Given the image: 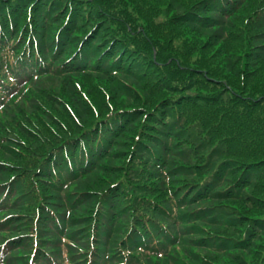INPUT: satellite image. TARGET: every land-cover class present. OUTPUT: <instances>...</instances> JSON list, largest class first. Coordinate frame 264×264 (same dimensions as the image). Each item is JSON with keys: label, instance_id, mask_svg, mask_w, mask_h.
Masks as SVG:
<instances>
[{"label": "rangeland", "instance_id": "1", "mask_svg": "<svg viewBox=\"0 0 264 264\" xmlns=\"http://www.w3.org/2000/svg\"><path fill=\"white\" fill-rule=\"evenodd\" d=\"M247 1L242 0V4L252 9L248 18L264 25V1ZM2 18L0 14V31L8 34L0 39V264H264V225L254 228L253 223L249 232L234 228L238 222L234 216L239 213L231 209V201L211 195L228 185L245 186L246 177L254 184L239 192L240 200L249 202L257 196L264 204V177L258 180L253 175L264 165H253L256 170L245 173L241 167L227 164V157L218 156L219 151L213 152L215 141L209 145L199 131L192 142L191 137H183L177 130L179 116L171 106V100L180 95L145 79L147 65L148 71L160 75L157 61L142 56L143 71L118 68L109 64L112 59L104 60L101 69L84 67L80 55L74 54L72 40L61 41L54 48L45 45L53 41L52 32L38 23L25 31L21 25L11 33L16 39L23 35L36 46L32 59L28 56L19 63L17 59L25 55L19 49L23 48V37L14 52L11 27ZM226 22L233 32H240L244 25ZM249 23L244 27L249 28ZM149 27L154 39L162 42L159 52L165 54L163 44L169 41L177 56L188 53L185 64L191 69L202 68L197 61H189L197 57L195 44L203 46L211 39L223 43L221 38L216 40L221 31L215 28L200 32L193 25L168 23L162 27L161 22ZM109 31L101 25L91 33L106 37ZM250 32L262 33L264 28ZM82 41L83 52L97 43L90 37ZM125 55L123 51L121 56ZM33 60H37L36 65ZM44 61L49 64L43 66ZM106 64L109 69H105ZM160 67L165 68L163 64ZM182 71L186 73L185 69L174 73ZM197 77L191 73L190 79ZM194 84L186 87L191 96L212 97L223 91L231 100L227 94L231 88L219 89L221 82L211 85L199 79ZM216 107L204 105L200 111H192L190 124L198 127L194 119L199 114L226 116L223 106ZM155 109L161 118L170 116L166 126L158 127L160 132L150 127L158 121L151 119ZM115 111L122 117L120 124L112 119ZM217 122L210 119L208 124ZM214 126L218 131L219 125ZM87 129L96 131L100 140L91 157L81 147L86 166L81 169V159L76 158L75 172L73 159L80 145L76 138ZM106 146H110L109 154L102 159ZM13 162L19 168L9 165ZM22 180L27 183L25 192L15 187ZM206 180L210 184L205 185ZM102 194L111 202L106 210L97 203ZM117 206L126 207L114 219ZM133 209L135 214L145 212L151 221L145 219L144 223L156 230L146 229L139 238Z\"/></svg>", "mask_w": 264, "mask_h": 264}, {"label": "trees", "instance_id": "2", "mask_svg": "<svg viewBox=\"0 0 264 264\" xmlns=\"http://www.w3.org/2000/svg\"><path fill=\"white\" fill-rule=\"evenodd\" d=\"M248 1L250 2V0ZM261 1L264 0H253L254 3L258 4ZM246 6L242 4V0H0V14L2 19L7 21L6 24L11 27L9 28L10 42L14 45V52L19 42L23 40L20 44V47L23 48L19 49L25 55L21 59L15 57L19 63L28 56L31 58L32 51L35 52L36 46L23 35L19 34L16 39L11 33L14 28H16L15 30L21 28V25L25 31L29 27L34 28L38 23H41L40 25L43 23L52 32L50 37L53 41H46L45 45H51V48H54V46H60L61 41L69 42L72 40L76 49L74 54L80 55V62L84 67L101 69V63L104 60L112 59L109 64L119 65L118 68L124 67L129 71H134L143 65L142 56L147 59L146 55H148L153 61H157L155 64L160 75L156 76L153 71H148L147 65L144 72V75L147 76L145 79L150 82L149 84L153 80L156 85H163L164 89L168 86L171 91L180 95L178 100H171V106H174L173 110L180 120V128L177 130L183 133V137H191V142L195 140L194 136L199 131L201 138L206 140L209 145H213L212 142L215 141L213 152L218 154L219 151L218 156L227 157V164L232 165V167H241L246 173V171L255 168L253 165H264V32L254 34L250 32L263 29L264 25L255 24L248 18L252 9L250 6ZM228 20L233 23H244V25L250 21L249 28L243 25L239 30L240 32L230 31L228 24L230 21L226 22ZM157 22H161L162 27L168 23L175 26L193 25L200 32L215 28L221 31L216 40L221 38L223 43H214L211 39L203 46L195 44L194 51L197 57L189 61H197V65L202 68L191 69L185 64L188 63V53L177 56L170 49L169 41L163 44L166 47L165 54L159 52L158 47H161L162 42L154 39V32L149 27L150 24ZM143 24H147V27H142ZM101 25L110 30L109 36L107 34L106 37H102L91 33ZM0 32V39L2 40L1 36L5 35L6 37L8 33L5 30ZM21 33L23 34V32ZM20 36L23 37L22 40ZM89 37L95 39L97 43L91 49L83 52L80 48L82 40L86 38L89 40ZM75 38L79 39V43ZM80 41L82 42L80 43ZM224 50L229 51V54H226ZM123 51L126 53L124 57L121 56ZM256 51H258L257 54ZM113 56H115L114 59ZM38 57L47 60L42 55ZM48 59L52 60L51 58ZM36 63L37 60H33L32 64L36 65ZM48 64L49 61L43 62V66ZM160 64H163L165 68H161ZM25 68L28 71L31 70L29 67H22L23 70ZM37 68L42 67L38 65ZM172 68L177 69L170 71ZM105 69H109L108 64H106ZM183 69H185V74H183L184 71L179 74L174 73ZM140 71L143 70L140 69ZM80 73L82 72L80 71ZM191 73L198 75V77L194 80L190 79ZM199 79L207 81L211 85L221 82L222 84H218L222 85L219 89L228 86L231 90L227 94H230L231 100L224 97L226 92L223 93V91L212 97L191 96L186 87ZM194 86L199 87L198 84H194ZM193 88L195 89V87ZM213 104L217 105L216 108L223 106V113L226 116L210 118L199 114L194 119L199 128L190 124L192 111H200L204 105ZM130 107L135 109L137 106L132 105ZM116 108L120 107L117 106ZM133 109L127 110L128 117ZM207 112L208 110L205 111V113ZM150 115L152 120L155 117L158 119L155 124L151 121L153 125H150L157 132H160L159 126H166L167 118L170 117H159L156 109ZM119 117L122 118L117 111L112 119L120 124ZM210 119L215 123L220 119L217 124L214 123V125H219L218 131L217 128H212L215 127L214 125L208 124ZM226 122L229 126H226ZM129 133L133 134L131 131ZM41 135L44 136L43 133ZM99 137L96 131L87 129L76 138L80 145L76 149V155L73 159L72 168L75 172L78 171L75 164L76 158L81 159V169L86 166L81 158V154L84 153L81 147L86 148V155L91 157L92 154H96L94 147L99 142ZM150 138H154V136H149ZM105 140L101 142L102 145L105 144ZM107 147L110 146L102 149V159L109 154ZM28 148L32 149L31 146ZM68 157L66 156L65 159L67 160ZM3 161L6 162V160ZM53 161L55 162L54 159ZM64 164L65 160L61 165ZM9 165L19 168L14 162ZM253 175L255 179L261 180L264 177V169L257 170ZM245 179L246 187L254 184L253 180L249 182L248 178L245 177ZM22 181L16 183L15 187L19 191L25 192L27 183ZM204 184H210L209 180H206ZM245 186L240 184L233 188L228 185L222 191L211 193V195H221L222 199H226L224 202L231 201V209L239 213L238 216H234L238 221L233 225L234 228H245L249 232L248 227L253 223L254 228L264 225V204L257 196L249 202L240 200L239 192ZM234 191L236 195H234ZM104 195L98 198L97 203L100 209L106 210L107 204L111 202ZM125 207L117 206L112 217L115 219L118 212L121 209L124 210ZM131 213L135 214V209ZM135 215L138 223L135 222L134 229L139 238L146 229L156 230V227L150 225L149 222L144 223L145 219L151 221L145 212L138 211ZM259 245L262 246V244ZM226 263L232 264L230 261Z\"/></svg>", "mask_w": 264, "mask_h": 264}]
</instances>
